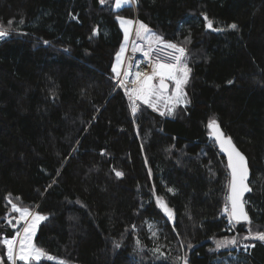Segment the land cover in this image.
<instances>
[{
    "label": "trees",
    "instance_id": "1",
    "mask_svg": "<svg viewBox=\"0 0 264 264\" xmlns=\"http://www.w3.org/2000/svg\"><path fill=\"white\" fill-rule=\"evenodd\" d=\"M133 1L135 12L115 0H0V23L16 29L0 41V238L22 229L11 194L47 217L35 245L69 262L264 264V242L243 239L246 222L225 228L229 171L207 127L215 117L247 156L245 206L264 231V0ZM134 13L187 49L190 103L171 115L133 113L114 87L117 17ZM233 236L237 245L216 249ZM0 257L10 264L3 245Z\"/></svg>",
    "mask_w": 264,
    "mask_h": 264
},
{
    "label": "snow or ice",
    "instance_id": "2",
    "mask_svg": "<svg viewBox=\"0 0 264 264\" xmlns=\"http://www.w3.org/2000/svg\"><path fill=\"white\" fill-rule=\"evenodd\" d=\"M106 0H100L101 4H104ZM132 0H116V7L120 8L124 5L130 4ZM117 19L121 23V27L125 32V39H128L130 32V27L137 23L131 19H126L124 17L118 16ZM206 21V27L208 29H213V20L210 19L207 15L204 16ZM14 21H7V25L0 23V39L7 38L12 32L16 31L12 27ZM20 24L24 23V20L19 21ZM231 29H237V25L232 23L229 25ZM215 31H222V29H214ZM96 30L94 29V34ZM146 35H151L155 37L156 41H163V37L156 36L155 33H151V30L143 22L138 23V28L136 29V35L139 36L141 33ZM45 44H48V41H44ZM151 41L149 43V50L144 52L146 57L151 55ZM164 48L168 49L167 57L170 62H160L159 60L153 64L151 73L147 72H137L135 74L136 79L134 81V87L129 89V94L136 99H141L145 104L150 105L154 109H157V104L160 101L165 102L167 109V114L171 115L177 105L187 104L190 101L187 98V93L184 91L185 85L189 82V77L191 74V68L188 66L187 62V49L183 46H180L177 43L171 41L164 43ZM124 47H121V50L116 54L117 63L113 66V72L116 73L117 77L121 75L120 73V64L121 58L124 54ZM138 50V49H134ZM129 73L125 72L124 75L127 76ZM159 80L158 84L153 83L155 79ZM121 86H126L124 81L121 80ZM169 83L174 85V88L171 90L169 95ZM231 84L232 81H229ZM138 106L133 103L132 112L137 111ZM161 115H165V112H161ZM207 127L211 130V137L215 141L219 142L222 150L227 154L228 164L227 167L230 169V181L228 186V194L226 196V203L224 205V212L228 215L229 224H239L241 222H246L249 225L247 235L243 237L244 240H258L264 242V231H254L250 225L252 224L251 217L246 209V201L243 199L244 193L251 191L249 184L247 183L249 177V169L247 165L246 157L241 153L235 145L232 143L231 137H225L222 130L220 129L219 123L215 117H212L208 121ZM116 176L120 177L123 175L122 172L116 171ZM169 192H173V189L169 188ZM19 199V198H17ZM158 199V203H159ZM8 203L11 204V209L14 212L19 213V219L17 224L20 221L25 222V226L21 231H17L14 236L10 238L5 236L0 238V245H3L6 249V258L10 264H17V261H23L25 264H29L30 261L34 260L36 262L41 261L42 258L48 260H55L56 264H67L65 260H58L55 257L47 254L44 249L37 247L33 242V237L36 234V230L41 221L47 219L46 216L40 214L39 212L32 213L28 207H20L18 204L13 203L11 200V194H9ZM164 210L171 217L173 215L172 209L168 208L167 205H164ZM11 224L12 222L9 221ZM17 224H12L13 228H16ZM135 228V225L132 226ZM157 233L153 232V236ZM237 237L233 236L231 238L224 237L223 239L216 240V249H221L229 245L238 244ZM137 244H140V241L137 240ZM114 246L119 248L120 244L114 242ZM245 249L249 247H254V244H243ZM192 247V245H188ZM155 253L163 256V253H160L159 248L153 250ZM3 257H0V264H3ZM177 264H188L187 257H177Z\"/></svg>",
    "mask_w": 264,
    "mask_h": 264
},
{
    "label": "built area",
    "instance_id": "3",
    "mask_svg": "<svg viewBox=\"0 0 264 264\" xmlns=\"http://www.w3.org/2000/svg\"><path fill=\"white\" fill-rule=\"evenodd\" d=\"M130 4L133 6L134 12H135L134 1L132 0V2ZM131 20H133L137 23H134L130 27V32L128 35V39L126 40L124 55H123L122 63L120 66L121 75L119 77H117V75L115 74L114 87H116V86L121 87L124 90V93H125L128 101L130 102V105L133 107V103H135L139 107V106H144L143 100L136 99L135 97H133L129 94V89L134 87V81L136 79L135 74L137 72H147L150 74L152 71L153 64L155 62H157V60L159 59V56L163 55L165 53V51L161 50L162 49V43H156V44L152 45V47H151V49H152L151 55L149 57H146L144 55V52L148 51L149 48L145 47L143 42L141 41V34L142 33L139 36L136 35V29L138 28V23L141 22V20L138 18L136 13H134V16ZM2 40L3 39H0V41H2ZM134 49H138V50H134ZM125 72H128L129 74L127 76H125L124 75ZM121 80L124 81V84L126 86H121V83H120ZM147 107H149V106H147ZM149 108H151V107H149ZM151 109H153V108H151ZM153 110H155V109H153ZM158 113L160 114L161 112H158ZM161 116L164 117L165 115H161ZM225 203H223V205L221 207L220 214L225 219L226 230L229 233H232V232H235V224L236 223H233L231 225L229 224L228 215H227V213L224 212ZM236 232H235V234H236ZM242 245H243V243L240 244V246H242Z\"/></svg>",
    "mask_w": 264,
    "mask_h": 264
},
{
    "label": "rangeland",
    "instance_id": "4",
    "mask_svg": "<svg viewBox=\"0 0 264 264\" xmlns=\"http://www.w3.org/2000/svg\"><path fill=\"white\" fill-rule=\"evenodd\" d=\"M151 33H153L152 31H151ZM157 36V35H156ZM141 41L143 42V44H144V46L145 47H147V48H149V43H150V41H151V47H152V45H154V44H156V43H162V49L161 50H164L165 51V53L163 54V55H160L159 56V61L160 62H170V60H169V58L167 57V52L169 51L168 49H166V48H164V43L165 42H167V41H165V40H163V41H156L155 40V37H153V36H151V35H146L145 33H143L142 32V34H141ZM157 60V61H158ZM158 79V78H157ZM157 79H155L154 80V82L153 83H155L156 84V80ZM174 88V85H173V87L171 88L170 87V89H169V95L171 94V90ZM144 106H149V107H151L150 105H148V104H145L144 103ZM151 108H153V107H151ZM157 108L159 109V110H157V109H155V110H157L158 112H165L166 114H167V109H166V106H165V102L164 101H160L158 104H157ZM154 109V108H153ZM19 219V216H18V218H17V220ZM19 223H23V225H22V229H23V227L25 226V222L24 221H20ZM18 223V224H19ZM15 224H17V221H16V223ZM18 224H17V226H18ZM16 226V227H17ZM39 226V225H38ZM22 229H21V234H22ZM37 229H38V227H37ZM36 232H37V230H36ZM35 237V236H34ZM34 237H33V242H34ZM48 254V253H47ZM50 255V254H49ZM51 256H53V255H51ZM53 257H55V256H53ZM56 259H58V260H63V259H60V258H57V257H55ZM42 259H46V258H42ZM53 261H55V260H53ZM66 261V260H65ZM67 264H78V263H73V262H69V261H67Z\"/></svg>",
    "mask_w": 264,
    "mask_h": 264
},
{
    "label": "water",
    "instance_id": "5",
    "mask_svg": "<svg viewBox=\"0 0 264 264\" xmlns=\"http://www.w3.org/2000/svg\"><path fill=\"white\" fill-rule=\"evenodd\" d=\"M206 29L207 30H212V29H208L207 27H206ZM159 83V80L157 79L156 80V84H158ZM170 87H171V84L169 83V89H170ZM220 126V125H219ZM220 129L222 130V132H223V134H224V136L225 137H230L229 135H226L225 133H224V131H223V129L220 127ZM210 132H211V130H210ZM213 138V137H212ZM214 139V138H213ZM231 140H232V143L235 145V147L241 152V153H243L238 147H237V145L235 144V142L233 141V139L231 138ZM215 141V140H214ZM215 144H216V146H217V148H218V150H219V152L221 153V155L224 157V159H225V163H226V167H227V164H228V157H227V154L222 150V148H221V146H220V144H219V142H217V141H215ZM243 155L246 157V160H247V165H248V169H249V177H248V181H247V183L249 184V180H250V177H251V170H250V167H249V163H248V159H247V156L243 153ZM227 169H228V167H227ZM228 171H229V181H230V169H228ZM228 186H229V183H228ZM249 187H250V189H251V186H250V184H249ZM251 191H249V192H245L244 193V197H243V199L245 200V196L247 195V194H249Z\"/></svg>",
    "mask_w": 264,
    "mask_h": 264
},
{
    "label": "crops",
    "instance_id": "6",
    "mask_svg": "<svg viewBox=\"0 0 264 264\" xmlns=\"http://www.w3.org/2000/svg\"><path fill=\"white\" fill-rule=\"evenodd\" d=\"M114 5H115V8H117V7H116V0H115ZM126 19H130V18H126ZM117 21H118L119 27H120V29H121V31H122V34H123V40H122L121 46H120V48H119V51H120L122 46H123L124 49H125L126 39H125V32H124V29L121 27V23H120V21H119L118 19H117ZM119 51H118V52H119ZM118 52H117V53H118ZM123 55H124V54H123ZM122 59H123V56H122V58H121V63H122ZM116 63H117V55H116V57H115V59H114L113 66L116 65ZM120 66H121V64H120ZM114 74H116V73H114Z\"/></svg>",
    "mask_w": 264,
    "mask_h": 264
},
{
    "label": "bare ground",
    "instance_id": "7",
    "mask_svg": "<svg viewBox=\"0 0 264 264\" xmlns=\"http://www.w3.org/2000/svg\"><path fill=\"white\" fill-rule=\"evenodd\" d=\"M140 108V107H139ZM153 183V182H152Z\"/></svg>",
    "mask_w": 264,
    "mask_h": 264
}]
</instances>
